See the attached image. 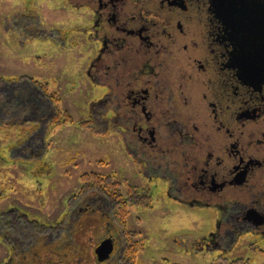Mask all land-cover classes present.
<instances>
[{
  "label": "flooded vegetation",
  "instance_id": "1",
  "mask_svg": "<svg viewBox=\"0 0 264 264\" xmlns=\"http://www.w3.org/2000/svg\"><path fill=\"white\" fill-rule=\"evenodd\" d=\"M69 1L82 11L69 50H92L84 73L103 89L87 120L113 129L138 172L163 180L171 199L217 211L216 247L264 236V79L243 78L238 57L239 39L250 32L261 29L264 45V0ZM247 7L261 11V23L235 24ZM18 89V111L33 108L40 121L56 111L42 89L28 82ZM89 215L78 217L75 230L90 227ZM97 215L92 224L118 228L110 212ZM114 236L101 238L116 248Z\"/></svg>",
  "mask_w": 264,
  "mask_h": 264
},
{
  "label": "rangeland",
  "instance_id": "2",
  "mask_svg": "<svg viewBox=\"0 0 264 264\" xmlns=\"http://www.w3.org/2000/svg\"><path fill=\"white\" fill-rule=\"evenodd\" d=\"M81 12L69 0H0V264H50L45 250L55 247L47 244L64 249L59 240H70L71 234L69 243L86 245L91 257H80L81 251L62 261L50 256L53 264H123L125 240L131 237L143 246L138 264H264V236L246 234L234 246L216 247L211 231L217 211L171 199L163 180L138 172L139 161L113 129L99 119L87 120L90 103L103 89L84 73L92 50H80L79 44L69 50L79 39L74 29ZM51 29L59 30L58 38L48 34ZM24 82L53 100L56 111L49 119L40 121L33 108L18 111L24 96L17 91ZM92 172L120 182L124 194L130 187L146 189L152 203L126 204L116 212L109 186L82 190L83 175ZM85 202L88 211L81 210ZM20 212L27 215L20 225L5 230V221ZM108 212L118 228L104 231L115 235L116 248L111 260L99 261L95 249L103 238L92 222ZM87 214L90 227L70 233Z\"/></svg>",
  "mask_w": 264,
  "mask_h": 264
},
{
  "label": "trees",
  "instance_id": "3",
  "mask_svg": "<svg viewBox=\"0 0 264 264\" xmlns=\"http://www.w3.org/2000/svg\"><path fill=\"white\" fill-rule=\"evenodd\" d=\"M119 183L120 182H115V181L111 180V177L110 176H106L105 177L102 174H98L96 172L85 173L83 175L82 190L91 189V188L94 189L95 187L96 188H100L101 187L102 189L105 190V189H107L106 186H109L111 190H108L107 193H108V195L110 197V200H112L114 202V204H115L114 209H115L116 212H117V209L123 210L124 209V206L126 204L127 205L128 204L135 205V204H138L139 203V205L148 206L150 203H152V195L146 189H141V188H137V187H130L128 189L127 193L124 194L122 192V190H120V188H119V185H120ZM76 197H80V195L79 196H76ZM24 215H26V214L20 212L19 215H18V218L15 217L16 219L15 218L9 219V221L12 222L11 223L12 225H10V224L9 225L11 227H15L13 225L15 223L19 222L17 220L23 218ZM115 215H116V213H115ZM26 216H24V217H26ZM74 225L75 224H73V226ZM40 226L41 227H49V225H45V224H42V223H40ZM53 227H52V229H55V225ZM75 228H71L70 229V233H72ZM104 230L108 231L107 228H103V229L101 228L100 232H98V233H100V236H102V237L105 235V232H106ZM74 231L76 232V230H74ZM111 231L112 232L113 231L115 232L114 229L111 230ZM123 231L124 232L128 231L125 226L123 228ZM112 232H111V234H112ZM129 234H131L130 231H129ZM71 237H74V234H71L70 240H71ZM70 240H68V239H66V240H59V243L61 245H67V246H65L66 248H64V249H67V252L66 251H63L64 249L56 248V244H53V243L52 244H47V246L48 245H52V247L53 246L55 247V250L54 251H52L51 249L48 250V249L45 248L46 249L45 251H49V259H48V262H50V264L51 263L52 264L54 263L52 260H50V256H53V257H56L57 256V260L58 261H62V259L65 258V256L69 255V253H71V254H78L79 251H81V253H82V255H80V257L88 258L87 254H86L87 253L86 252V249H84V252H83L82 249L80 248V245L77 242H74L73 241V243L72 242L69 243ZM68 243H69V245H68ZM125 244H126L125 245V250H124L123 256L121 258L123 260V264H138L137 263V254L143 248L141 241H139L135 237H131V238L127 239V242L125 240ZM45 246L46 245H44V247ZM87 250H88V255L90 256V251L91 250L89 249V247L87 248ZM76 257H77V259L79 258V256H76Z\"/></svg>",
  "mask_w": 264,
  "mask_h": 264
},
{
  "label": "water",
  "instance_id": "4",
  "mask_svg": "<svg viewBox=\"0 0 264 264\" xmlns=\"http://www.w3.org/2000/svg\"><path fill=\"white\" fill-rule=\"evenodd\" d=\"M254 10H256L254 13ZM261 10V6H260ZM257 8L247 7L244 12L242 18L235 19V24L242 21V24L245 22L255 21V23H261V11L257 12ZM226 15V12H223ZM228 18V17H227ZM235 39H239V36L234 37ZM239 45L241 50L238 52V57L244 62V68L241 69L242 77L246 79H256L263 80L264 79V50H261V29L256 30V32H250V34H246L245 36L239 39ZM250 50H248L249 48ZM254 48V49H253ZM114 251V242L112 238L103 239L99 245L96 246L95 253L98 257L99 261L107 260L112 252Z\"/></svg>",
  "mask_w": 264,
  "mask_h": 264
}]
</instances>
